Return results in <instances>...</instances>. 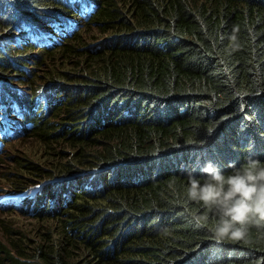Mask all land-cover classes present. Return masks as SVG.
<instances>
[{"label":"trees","instance_id":"16d2710c","mask_svg":"<svg viewBox=\"0 0 264 264\" xmlns=\"http://www.w3.org/2000/svg\"><path fill=\"white\" fill-rule=\"evenodd\" d=\"M62 141L71 160H32ZM249 152L264 161V0H0V163L40 184L4 203L52 223H3L0 264H264V228L217 241L187 198L189 173Z\"/></svg>","mask_w":264,"mask_h":264},{"label":"clouds","instance_id":"9594fccd","mask_svg":"<svg viewBox=\"0 0 264 264\" xmlns=\"http://www.w3.org/2000/svg\"><path fill=\"white\" fill-rule=\"evenodd\" d=\"M230 171L224 172L208 160L200 168L201 175L187 176V198L201 204L214 214L215 224L210 229L217 241L243 240L251 226L264 228V161L249 152L241 164L228 163ZM37 191L40 184H33ZM23 193L8 194L6 201ZM207 221V215L197 217Z\"/></svg>","mask_w":264,"mask_h":264},{"label":"rangeland","instance_id":"374dc122","mask_svg":"<svg viewBox=\"0 0 264 264\" xmlns=\"http://www.w3.org/2000/svg\"><path fill=\"white\" fill-rule=\"evenodd\" d=\"M91 36L92 37L89 40V42L91 41L94 42L95 38L99 37V33H95V32L91 33ZM59 95H62V93H60ZM59 144H60V149L62 150V157L54 160H45L44 158H42L43 150L41 149L38 142L29 143L27 147L30 148L29 153L31 155L32 160L40 164L41 166L47 167L48 165L51 166L52 162L54 161L60 162V161L71 160L72 156H74L75 149H72L69 146V144H67L64 141L59 142ZM3 153L11 154L12 156L16 154L13 141L7 144V148ZM7 154L3 156L4 162L0 163V182L4 184V186L2 187L3 189L0 191V237L3 239L7 238L2 226L3 223H5L8 227L12 229L19 230L22 232H33L37 228L47 229L48 226L52 225V223H44L42 221H39V218H35L28 215H21L20 212H16V211L13 212L9 210L7 207H5L4 201L6 202L5 199L7 198L8 194L25 192L21 188H15L11 186V182L9 180H11L12 176H10L8 172L10 171L17 173L20 172L24 176L27 175L18 170V167L17 165H15L14 161H12L9 157H6ZM40 178H36V179H40ZM33 188L34 186H29L28 189H33ZM2 210H5L6 213H1ZM31 237L34 238V236Z\"/></svg>","mask_w":264,"mask_h":264}]
</instances>
